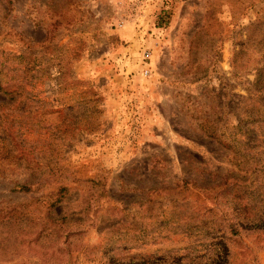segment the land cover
<instances>
[{
	"label": "rangeland",
	"instance_id": "1",
	"mask_svg": "<svg viewBox=\"0 0 264 264\" xmlns=\"http://www.w3.org/2000/svg\"><path fill=\"white\" fill-rule=\"evenodd\" d=\"M1 62L0 264H264V0H0Z\"/></svg>",
	"mask_w": 264,
	"mask_h": 264
},
{
	"label": "trees",
	"instance_id": "2",
	"mask_svg": "<svg viewBox=\"0 0 264 264\" xmlns=\"http://www.w3.org/2000/svg\"><path fill=\"white\" fill-rule=\"evenodd\" d=\"M23 57H24V54H21L19 55L18 58L23 59ZM60 66H61V69L64 68L63 65H60ZM4 69H5L4 62H1L0 63V91L5 93L7 96H9L11 100L14 99L15 96L13 94L16 93L19 95L21 94L20 96L24 95V99L30 102L31 101L30 94H32V91L35 89L34 84H32L33 80L38 78L37 72L43 71L44 68H41L38 70L36 69V73L31 74V71L34 70L35 68H33V66L31 65L30 66L27 65V66L17 68V69H13V68L9 69L10 74H8L9 71H6L7 75L3 74L2 72L4 71ZM13 72H18V74L13 73ZM72 81L76 82L77 84L78 82H80L78 79L72 80ZM69 82L70 80H67L64 77H62L59 80V85L60 87H64ZM28 129H29L28 125L25 123H22L18 127V132L12 131L11 128L9 129L10 131L9 133H11V136H12V138L10 137V140H8L7 137L0 136V143H2V148H3V152H1L3 153V157L1 158V162H0V176L8 177L12 175L13 173V172H7L6 168L4 167L5 165H15V164L18 165V163L21 164L22 161L27 160V165H29V167L30 166L32 167V165L33 167L36 166V169L32 170V173L31 175H29V178L27 180H25L22 183L17 182L12 188L13 190L24 191V192L31 191L35 184H37L38 187H43L45 185V182L40 181V178L42 177L44 173L47 172L42 169V165L44 164L42 160L37 159L35 155H33V150L35 149L36 146L35 147L26 146L25 141L22 138ZM27 155H30V157H28ZM19 167L21 166L19 165ZM53 172H54V169L51 168L50 171H48V174L51 175ZM36 177H39V180L34 182V178ZM65 192H66V186L60 187L56 193L58 197L56 198L54 203L61 201L65 195ZM53 195L54 194H52L51 196ZM224 246L226 245L224 244ZM218 254L220 256L221 253L218 252L217 255Z\"/></svg>",
	"mask_w": 264,
	"mask_h": 264
}]
</instances>
